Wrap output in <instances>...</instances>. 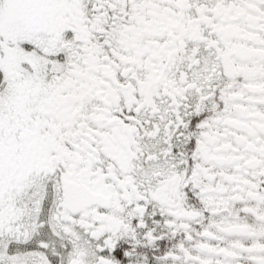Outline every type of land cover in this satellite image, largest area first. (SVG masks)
<instances>
[{"label": "snow or ice", "instance_id": "6c2138e0", "mask_svg": "<svg viewBox=\"0 0 264 264\" xmlns=\"http://www.w3.org/2000/svg\"><path fill=\"white\" fill-rule=\"evenodd\" d=\"M0 264H264V0H0Z\"/></svg>", "mask_w": 264, "mask_h": 264}]
</instances>
